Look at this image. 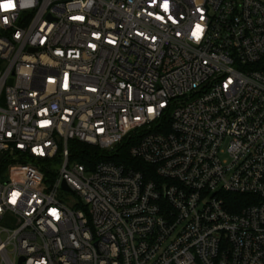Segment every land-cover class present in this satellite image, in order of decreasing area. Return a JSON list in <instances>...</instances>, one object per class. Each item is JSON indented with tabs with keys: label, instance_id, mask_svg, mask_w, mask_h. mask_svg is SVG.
<instances>
[{
	"label": "built area",
	"instance_id": "2783aa9c",
	"mask_svg": "<svg viewBox=\"0 0 264 264\" xmlns=\"http://www.w3.org/2000/svg\"><path fill=\"white\" fill-rule=\"evenodd\" d=\"M6 2L0 264H264V0Z\"/></svg>",
	"mask_w": 264,
	"mask_h": 264
},
{
	"label": "trees",
	"instance_id": "16d2710c",
	"mask_svg": "<svg viewBox=\"0 0 264 264\" xmlns=\"http://www.w3.org/2000/svg\"><path fill=\"white\" fill-rule=\"evenodd\" d=\"M130 143H124L116 153L109 156L104 150L99 147H93L78 142L73 143L72 149L75 158L89 168L94 167L98 162L109 160L117 164H122L127 167L135 168L142 172H147L148 167L143 163L136 161L130 157Z\"/></svg>",
	"mask_w": 264,
	"mask_h": 264
},
{
	"label": "snow or ice",
	"instance_id": "6c2138e0",
	"mask_svg": "<svg viewBox=\"0 0 264 264\" xmlns=\"http://www.w3.org/2000/svg\"><path fill=\"white\" fill-rule=\"evenodd\" d=\"M14 5L11 2H6V3H0V9H3L7 11L9 8H12ZM164 10H168V5L167 3L164 4ZM5 23H7V19L5 18ZM55 214V213H53Z\"/></svg>",
	"mask_w": 264,
	"mask_h": 264
},
{
	"label": "rangeland",
	"instance_id": "374dc122",
	"mask_svg": "<svg viewBox=\"0 0 264 264\" xmlns=\"http://www.w3.org/2000/svg\"><path fill=\"white\" fill-rule=\"evenodd\" d=\"M60 168H61V165H60ZM6 172H7V170H5V171H4V173H6ZM62 195H63V194H62ZM67 196H69V197H70V196H73V195H64V196H62V198H63V197H65V199H66V197H67ZM66 200H67V202H68V203H71V202H73V200H72V199H66Z\"/></svg>",
	"mask_w": 264,
	"mask_h": 264
},
{
	"label": "water",
	"instance_id": "95a60500",
	"mask_svg": "<svg viewBox=\"0 0 264 264\" xmlns=\"http://www.w3.org/2000/svg\"><path fill=\"white\" fill-rule=\"evenodd\" d=\"M1 159H2V156H0V160H1ZM64 188H65L66 190L68 189L66 185H64ZM23 262H24V260L22 259V260L20 261L19 264H23Z\"/></svg>",
	"mask_w": 264,
	"mask_h": 264
}]
</instances>
